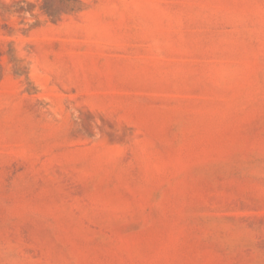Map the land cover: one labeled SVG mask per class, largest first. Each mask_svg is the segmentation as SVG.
I'll return each instance as SVG.
<instances>
[{
  "label": "rangeland",
  "instance_id": "obj_1",
  "mask_svg": "<svg viewBox=\"0 0 264 264\" xmlns=\"http://www.w3.org/2000/svg\"><path fill=\"white\" fill-rule=\"evenodd\" d=\"M0 264H264V0H0Z\"/></svg>",
  "mask_w": 264,
  "mask_h": 264
}]
</instances>
